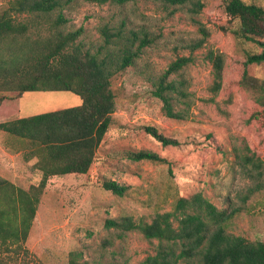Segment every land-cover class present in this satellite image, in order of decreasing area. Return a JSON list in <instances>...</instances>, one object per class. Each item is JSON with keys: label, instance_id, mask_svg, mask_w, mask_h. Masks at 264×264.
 I'll use <instances>...</instances> for the list:
<instances>
[{"label": "rangeland", "instance_id": "rangeland-1", "mask_svg": "<svg viewBox=\"0 0 264 264\" xmlns=\"http://www.w3.org/2000/svg\"><path fill=\"white\" fill-rule=\"evenodd\" d=\"M195 1L175 7L134 0L115 7L79 0L62 10L67 20L62 27L82 28L79 40L91 52L103 43L100 29L116 30L122 21L126 32L145 34L148 44L132 66L111 79L115 111L88 179L57 180L43 190L25 243L34 260L67 264L68 254L79 251L88 262L138 264L154 254L156 242L144 240L137 232L118 238L113 229H105L104 221L122 217L150 221L156 213L171 210L178 197L198 192L219 209L242 208L229 222L228 233L264 242V189L239 203V195L252 182L234 158V148L248 145L264 161V121L249 120L259 106L237 86L245 54L258 53L259 48L233 33L236 22L226 15L223 0H198L202 5L198 13L192 11ZM7 4L8 0H0V13ZM24 18L17 16L16 21ZM202 31L207 34L205 42L193 51V63L182 71L193 95L190 117L171 120L162 114L150 81L176 58L189 56L188 46L203 37ZM209 50L221 54L229 64L217 93L210 90L212 69L205 60ZM247 75L264 83V62L249 65ZM80 103L70 92H27L0 102V120L50 113ZM145 126L176 139L178 145L161 146L144 132ZM15 140L0 138L9 153L4 158L0 154V177L26 190L37 182L36 173L31 160H25V146ZM137 150L155 152L167 162H134L126 157L127 152ZM105 180L126 186V193L118 197L105 191ZM5 207L6 200L0 195V209ZM10 257L3 258L5 264L22 263V257Z\"/></svg>", "mask_w": 264, "mask_h": 264}, {"label": "trees", "instance_id": "trees-1", "mask_svg": "<svg viewBox=\"0 0 264 264\" xmlns=\"http://www.w3.org/2000/svg\"><path fill=\"white\" fill-rule=\"evenodd\" d=\"M76 1L79 0H8L0 13V102L18 99L27 92H70L81 100L77 107L0 123L1 131L19 139L29 155L36 158L31 168L37 173V182L26 190L0 177V195L7 205L0 209V264H5L3 258L10 256L22 257L21 264H43L34 260L25 246L39 198L51 177L88 173L112 124L115 95L111 79L132 66L148 44L145 34L126 32L122 21L116 30L102 27L103 43L96 51H89L79 40L82 28L62 27L67 22L62 10ZM81 1L122 7L134 0ZM152 1L179 7L188 0ZM223 2L226 15L236 22V37L259 48L258 53L245 54L237 86L259 106L260 110L249 120L264 121V83L247 75L249 65L264 62V0ZM192 5L194 13L202 8L198 0ZM20 15H25L24 20L16 21ZM202 33L201 39L188 46L189 56L176 58L150 81L151 93L160 100L162 114L171 120L190 117L193 95L182 71L193 63V51L204 44L207 34ZM205 60L212 69L210 90L217 93L229 64L212 50L207 51ZM8 93L15 96L5 95ZM143 130L163 147L178 145L176 139L153 126ZM126 157L134 162H167L149 150L127 152ZM234 158L241 173L252 182L239 195V203L244 204L264 189V161L248 145L234 148ZM102 188L118 197L127 190L114 180L103 181ZM241 209H219L198 192L188 198L178 197L171 210L156 213L150 221H134L131 217L106 219L104 227L113 229L118 238L137 232L144 240L156 242L154 254L138 264H264L263 241H249L227 231L229 222ZM67 264L102 263L88 262L81 252L72 251Z\"/></svg>", "mask_w": 264, "mask_h": 264}, {"label": "crops", "instance_id": "crops-1", "mask_svg": "<svg viewBox=\"0 0 264 264\" xmlns=\"http://www.w3.org/2000/svg\"><path fill=\"white\" fill-rule=\"evenodd\" d=\"M0 95H2L1 93H0ZM8 101H11V100H8ZM81 101V100H80ZM3 101H1V103H2ZM80 105H81V103H80ZM79 106V105H78ZM19 118H23V117H18V116H12V117H10V118H6V119H4V120H0V123H3V122H7V121H11V120H15V119H19ZM4 137H7V138H9V139H16L15 141H17V142H19V143H22L19 139H17V138H15V137H13V136H10V135H8V134H6L5 132H3V131H1L0 130V138H4ZM26 148V147H25ZM97 152V151H96ZM0 154H1V158H4L5 156H9V153H8V151L7 150H5L4 149V147L0 144ZM25 160L26 161H30L31 160V162H32V164L33 163H35V161H36V158H34V157H31L30 155H29V150L26 148V152H25ZM32 166V165H31ZM32 169V168H31ZM89 171H90V169H89ZM88 171V172H89ZM33 172H35V171H33ZM36 173V172H35ZM37 174V173H36ZM88 174V173H87ZM87 174H84V175H61V176H53V177H51L49 180H48V183H47V185H46V188H47V186H52L53 184H56V181L57 180H61V181H63V179H68V178H71V179H76V180H80V181H82L83 179H85V181L88 179L87 178ZM4 179V178H3ZM16 186V185H15Z\"/></svg>", "mask_w": 264, "mask_h": 264}]
</instances>
